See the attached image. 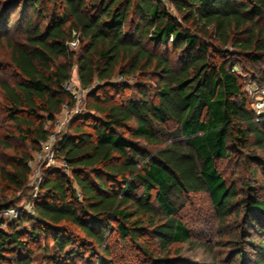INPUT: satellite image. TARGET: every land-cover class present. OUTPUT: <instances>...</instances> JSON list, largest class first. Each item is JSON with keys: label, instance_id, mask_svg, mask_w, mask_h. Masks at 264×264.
Returning <instances> with one entry per match:
<instances>
[{"label": "trees", "instance_id": "16d2710c", "mask_svg": "<svg viewBox=\"0 0 264 264\" xmlns=\"http://www.w3.org/2000/svg\"><path fill=\"white\" fill-rule=\"evenodd\" d=\"M47 1L14 0L5 7L20 5L23 17L31 10L46 21L44 28H33L26 19L25 44L6 38L21 81L0 80L5 111L37 151L53 132L46 123L72 99L64 85L75 64L89 102L60 138L57 159L65 168L44 171L32 202L35 213L23 212L16 220L34 219L35 228L29 234L0 228V264H33L36 251L49 252L50 242L64 253L50 261L68 264L76 240L65 224L79 227L107 253L112 231L122 242L154 237L163 251L190 244L191 229L179 217L188 195L206 192L225 216L237 191L218 160L250 150L253 143L264 147V114L250 108L233 59L237 54L241 62L264 63V0H170L169 9L158 0ZM76 35L79 52L69 47ZM153 74L152 90L138 81L129 95L127 83L113 81ZM5 138L0 136V144L8 145L10 135ZM242 158L250 167L262 164L253 152ZM30 159L21 155L11 171H1L7 191L27 186ZM257 171L252 169L253 176ZM247 192L248 229L263 236L264 225L253 211L264 213V199L257 187ZM11 206L17 205L0 201V211ZM41 236L49 242L40 244ZM143 247L158 264L166 259ZM237 252L232 254L248 264L244 251ZM259 253L252 264H264V236Z\"/></svg>", "mask_w": 264, "mask_h": 264}, {"label": "rangeland", "instance_id": "374dc122", "mask_svg": "<svg viewBox=\"0 0 264 264\" xmlns=\"http://www.w3.org/2000/svg\"><path fill=\"white\" fill-rule=\"evenodd\" d=\"M43 1L46 2L47 0ZM12 2L14 0H0V29L2 30L4 26H8L4 27L7 28V31L5 29L4 32L0 33L2 39L0 42V80L15 85L21 81V76L11 62L12 49L6 38L7 36L10 37L14 44H25L28 28L26 19L31 18L33 28L39 24L44 28L46 21L38 17L36 11L33 15L31 10L27 11L25 17H23L20 5L6 10V5ZM74 40L69 42V47L71 50L79 52L81 43L78 40V35ZM170 51L173 55L172 47ZM73 58L76 60V55ZM233 59L236 62L235 66H237L238 73L243 78L244 90L249 97L250 108L255 110L259 116L264 114V108H259L257 105L261 96V88L264 87V81L262 80L264 63L241 62V57L237 54L233 56ZM77 72L78 68L75 64L71 69L70 81L73 84L80 85ZM113 81L127 83L130 88L126 89L125 94L129 95L133 92L132 88L138 81L143 82L152 90L155 87L156 77L154 74L129 78L117 76ZM96 85L98 86V83H95ZM117 97L122 98V94H117ZM5 99L4 91L0 87V136L6 139L5 136L10 135V139L7 141L8 145L0 144V201L11 200L21 207L24 212L29 213L32 202L40 190L39 185L44 171L56 167L65 168V164L61 159L56 158L53 164L48 165L38 158V150L35 151L33 148L35 146L30 141L22 138L20 131L22 127L13 122L5 111ZM88 102L87 94L78 102L71 99L69 103L63 105L61 112L54 121L46 123V128L56 132L57 136L61 138L63 134L69 131L70 125L77 122L75 119L85 112ZM248 152L257 154L262 160V164L253 163V167L248 166L242 158ZM24 154L31 157L29 160L31 162H28L31 173L27 186L21 191H7V187L2 182L1 171L3 169L11 171L15 158ZM217 164L227 183L236 189L237 198L232 201L229 212L220 217L206 192L189 194L188 202L180 212L179 217L191 229L193 241L190 244L175 243L163 251L158 240L154 237H147V239L138 243L122 242L118 238L117 232L112 231L109 233L106 242L110 249V253H107L96 242L88 238L79 227L65 224L68 236L76 240L72 247L74 259L69 260L68 264H98V260H110L114 264H158L155 258L149 257L143 251V246L146 245L155 257L166 258L163 262L159 261V264H242V261L235 257L238 250H243L247 263L252 264L256 255L260 256L259 242L264 235H259L248 229L250 213L244 201L247 200V191L250 186L257 187L259 194L264 199V147H259L256 143H253L250 150L244 148L241 153H232L231 158L218 160ZM253 168H258L256 176L251 173ZM70 172V170H67V173L70 174ZM254 214H256L258 223L264 225V213L253 211ZM4 220L5 223L0 225V228L6 231L11 229L23 230L28 234L35 228L34 224L36 222L31 218H24L19 221H16L17 219ZM251 236H257L252 244L249 243L248 239ZM37 241H41L40 244L43 245L49 242L46 237L42 236ZM37 241L32 240L34 248H37ZM49 246V252H44L42 249L36 251L33 264H53L49 259L50 257L51 259L56 256L64 257V253L61 254L54 248V243L50 242ZM236 247L238 248L237 251ZM67 250L70 251V249ZM233 252L236 253L232 254Z\"/></svg>", "mask_w": 264, "mask_h": 264}, {"label": "built area", "instance_id": "2783aa9c", "mask_svg": "<svg viewBox=\"0 0 264 264\" xmlns=\"http://www.w3.org/2000/svg\"><path fill=\"white\" fill-rule=\"evenodd\" d=\"M76 43V41L74 40ZM65 90L71 95L72 99L76 102L81 101L83 97L88 93V88H83L81 85L73 84L70 80L64 85ZM81 97V98H80ZM259 108H264V87L261 88V96L257 102ZM60 137L56 132H52L47 139L40 142V149L37 152V156L43 163L48 165L53 164L57 158L58 146ZM31 162V161H29ZM42 179V178H41ZM80 193V192H79ZM80 195V194H79ZM29 214H34L33 204L30 207ZM24 211L19 206H11L4 208L0 211L1 219H18Z\"/></svg>", "mask_w": 264, "mask_h": 264}, {"label": "water", "instance_id": "95a60500", "mask_svg": "<svg viewBox=\"0 0 264 264\" xmlns=\"http://www.w3.org/2000/svg\"><path fill=\"white\" fill-rule=\"evenodd\" d=\"M165 5L166 8H171L170 0H158Z\"/></svg>", "mask_w": 264, "mask_h": 264}, {"label": "crops", "instance_id": "0c3cea01", "mask_svg": "<svg viewBox=\"0 0 264 264\" xmlns=\"http://www.w3.org/2000/svg\"><path fill=\"white\" fill-rule=\"evenodd\" d=\"M78 73V72H77Z\"/></svg>", "mask_w": 264, "mask_h": 264}]
</instances>
